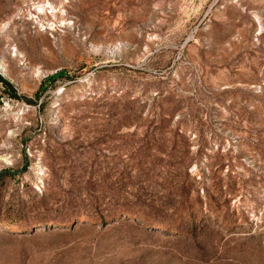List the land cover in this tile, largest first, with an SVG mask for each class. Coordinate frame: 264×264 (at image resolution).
<instances>
[{
    "label": "rangeland",
    "instance_id": "rangeland-1",
    "mask_svg": "<svg viewBox=\"0 0 264 264\" xmlns=\"http://www.w3.org/2000/svg\"><path fill=\"white\" fill-rule=\"evenodd\" d=\"M1 63L0 264H264V0H0Z\"/></svg>",
    "mask_w": 264,
    "mask_h": 264
},
{
    "label": "trees",
    "instance_id": "trees-1",
    "mask_svg": "<svg viewBox=\"0 0 264 264\" xmlns=\"http://www.w3.org/2000/svg\"><path fill=\"white\" fill-rule=\"evenodd\" d=\"M66 75V71L65 70H60V71H57L56 73H54V74H51V75H49V76H47L46 78H45V80L41 83V85H40V92L41 91H43V90H45V88H46V82H48V83H50V82H52V81H54V80H56L57 78H60V77H64ZM0 81L7 87V88H12V86H11V84L10 83H8L7 81H5L4 79H2L1 77H0ZM12 96H15V92L14 91H12ZM4 171H0V174H2ZM8 172H10V171H8Z\"/></svg>",
    "mask_w": 264,
    "mask_h": 264
},
{
    "label": "bare ground",
    "instance_id": "bare-ground-1",
    "mask_svg": "<svg viewBox=\"0 0 264 264\" xmlns=\"http://www.w3.org/2000/svg\"><path fill=\"white\" fill-rule=\"evenodd\" d=\"M0 74L3 75L4 77L8 78V79H11V75H10L9 71L7 70L6 65L4 63L0 64Z\"/></svg>",
    "mask_w": 264,
    "mask_h": 264
}]
</instances>
